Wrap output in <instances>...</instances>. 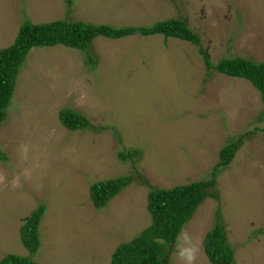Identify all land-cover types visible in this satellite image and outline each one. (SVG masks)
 Returning a JSON list of instances; mask_svg holds the SVG:
<instances>
[{
	"label": "rangeland",
	"instance_id": "obj_1",
	"mask_svg": "<svg viewBox=\"0 0 264 264\" xmlns=\"http://www.w3.org/2000/svg\"><path fill=\"white\" fill-rule=\"evenodd\" d=\"M71 2L67 8L65 0H0V48L12 43L24 19L124 26L179 16L212 61L264 60V0ZM91 46L95 70L84 64L83 52L61 44L34 46L22 62L0 123V258L16 253L38 264H112L114 249L151 222L149 187L136 180L96 208L89 186L139 172L163 188L214 179L183 226L198 242L196 264H211L202 241L216 222L239 264H264L259 90L247 79L209 73L198 46L176 37L98 36ZM61 107L82 113L95 129L66 128ZM237 137L234 158L213 176L220 148ZM131 148L140 153L121 161L118 151ZM38 206L44 208L40 241L30 254L21 229ZM168 264H182L174 248Z\"/></svg>",
	"mask_w": 264,
	"mask_h": 264
},
{
	"label": "trees",
	"instance_id": "obj_2",
	"mask_svg": "<svg viewBox=\"0 0 264 264\" xmlns=\"http://www.w3.org/2000/svg\"><path fill=\"white\" fill-rule=\"evenodd\" d=\"M65 2L67 8L72 4L71 0ZM135 34L145 37L160 34L165 41L168 37H176L196 44L209 73L216 71L247 79L259 90L264 104V60L256 61L243 55H232L223 56L216 62L212 61L200 45L198 34L191 30L183 17L170 16L148 24L124 26L84 20L69 21L66 18L42 23H33L29 19H24L12 43L0 48V123L6 116L22 62L34 46L48 47L61 44L78 49L83 52L84 64L90 70H95L98 59L92 52L91 45L96 37L119 39ZM259 114L263 117V113ZM58 118L60 123L70 130L95 129V125L91 124L85 115L70 107H61L58 110ZM114 133L117 135V132ZM241 141L242 138L237 137L220 148L218 162L212 167L213 176L234 158ZM139 153V149L131 148L121 149L117 155L121 161H127ZM136 180L149 187L147 209L151 222L131 240L120 243L114 249L111 263L168 264L170 251L174 248L178 233L210 193L209 187L213 185L214 179H202L163 188L150 185L148 179L139 172L129 173L94 181L89 186L90 200L96 208H103L112 197ZM43 211V206H38L25 218V224L21 229L22 242L30 254L35 253L39 246L40 236L37 226ZM224 233L221 222H216L203 237L204 253L211 264H239L234 256V249ZM160 238L167 242L166 245L155 242ZM0 264L38 263L26 255L7 253L0 258Z\"/></svg>",
	"mask_w": 264,
	"mask_h": 264
},
{
	"label": "clouds",
	"instance_id": "obj_3",
	"mask_svg": "<svg viewBox=\"0 0 264 264\" xmlns=\"http://www.w3.org/2000/svg\"><path fill=\"white\" fill-rule=\"evenodd\" d=\"M154 35H160V34H154ZM15 85H16V80H15ZM24 151H27L26 147L24 148ZM3 179H4L3 176H0V182H3ZM155 242L161 245H166L167 243L162 238L157 239ZM198 252H199L198 242L194 240L193 236L189 234V232L186 229L182 228L175 239V245H174L175 256L180 261H182V264H196Z\"/></svg>",
	"mask_w": 264,
	"mask_h": 264
}]
</instances>
